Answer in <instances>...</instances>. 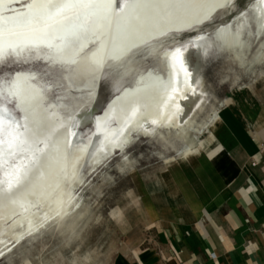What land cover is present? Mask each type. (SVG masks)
Returning a JSON list of instances; mask_svg holds the SVG:
<instances>
[{"label":"bare ground","instance_id":"6f19581e","mask_svg":"<svg viewBox=\"0 0 264 264\" xmlns=\"http://www.w3.org/2000/svg\"><path fill=\"white\" fill-rule=\"evenodd\" d=\"M105 1L0 0V47L4 51L0 58L20 60L36 51L52 57L56 65L65 61L61 71L14 68L0 86L4 101L0 104L13 106L24 125L20 131L31 145L19 154L15 148L10 154L5 145L0 161V258L45 230H74L77 218L87 209L81 201L89 178L117 153L123 162L131 160L127 149L137 137L166 147L186 140L189 128L205 110L207 93L197 75L199 61L193 67L187 65L189 76L180 72L173 79L169 48L182 46L188 34L194 33L190 42L204 46L194 50L198 59L207 38L229 63L249 66L263 47L264 4L260 0L239 9L238 0H188L183 6L169 0H123L122 9L118 0ZM87 6L85 13L96 17V40L82 35L83 16L67 19ZM220 11L232 14L213 23ZM211 23L214 28L206 29ZM45 30L51 32L39 34ZM128 31L132 35L124 36ZM164 31L169 33L167 38L145 45ZM26 62L35 61L29 57ZM125 64L131 81L117 86L109 108L93 113L103 76ZM45 86L67 101L49 100ZM78 119L80 123L74 126ZM88 126L91 130L83 134ZM199 147L195 144L187 152L176 153L187 156Z\"/></svg>","mask_w":264,"mask_h":264},{"label":"crops","instance_id":"0c3cea01","mask_svg":"<svg viewBox=\"0 0 264 264\" xmlns=\"http://www.w3.org/2000/svg\"><path fill=\"white\" fill-rule=\"evenodd\" d=\"M202 141L137 174L153 233L113 264H264V65L225 93Z\"/></svg>","mask_w":264,"mask_h":264},{"label":"rangeland","instance_id":"374dc122","mask_svg":"<svg viewBox=\"0 0 264 264\" xmlns=\"http://www.w3.org/2000/svg\"><path fill=\"white\" fill-rule=\"evenodd\" d=\"M122 1L119 0L120 3ZM251 1L238 0L236 8H243ZM88 9L87 6L76 12V17L72 18V15L67 19L74 21L78 20L79 16H83L80 24L83 27L82 35L87 40H96L98 37L96 17L91 12L85 13ZM231 14L232 12L220 11L213 23L226 20ZM213 23L206 29L212 30ZM50 32L45 30L39 34L46 35ZM193 34H188L182 46L191 43L190 36ZM31 54L32 56L26 55L16 61L26 62L29 57H33L35 62H26L24 67L58 71L63 68L65 61H59L56 65L52 57L36 54V51ZM195 54L194 50L189 49L185 56L192 57L189 62L190 67L199 61L197 75L205 86L207 101L205 110L197 116L195 126L189 128L186 140H176L174 147H166L157 141L137 137L127 149L131 160L123 162L120 153H117L89 178L88 184L83 187L81 201L87 209L77 218L74 230L66 227L61 231L59 228L54 231L51 228L52 230L48 229L41 234L30 236L12 252L1 257L0 264H113L119 255L129 253L136 245L152 236L153 230L137 187V174L146 168H154L178 157L177 153L187 152L195 144H200L202 147V139L206 137L208 126L222 104L225 93L231 88L248 83L264 65V43L256 62L249 66L229 63L225 60L224 53L211 45L207 38L200 58L198 59ZM153 61L158 63L156 59ZM14 62V58H0V86L9 80V73L15 68ZM127 66L125 64L124 67L113 68L107 77L102 78L96 103L97 112L115 93L117 86L131 81L129 75H126ZM230 67L236 68V72ZM71 73L72 71H69L66 74L69 82H71ZM84 80L85 76H82L80 81ZM1 92L2 90H0V103H3ZM44 93L49 100L67 101L63 95L53 94L48 86H45ZM8 107L13 108L11 104ZM90 130L91 126H88L82 129V132L86 134Z\"/></svg>","mask_w":264,"mask_h":264},{"label":"snow or ice","instance_id":"6c2138e0","mask_svg":"<svg viewBox=\"0 0 264 264\" xmlns=\"http://www.w3.org/2000/svg\"><path fill=\"white\" fill-rule=\"evenodd\" d=\"M47 3H52L53 0H46ZM169 2L174 3L178 6H183L188 0H169ZM261 4H264V0H260ZM118 8H123V3H120L118 0L117 4ZM169 36L167 31L161 32L159 35L154 36L149 41H145V45H149L151 43H159L165 38ZM201 39H203L201 37ZM204 46L197 44L196 42H191L189 44H185L180 47L169 48L168 50L171 52L170 60H171V68L173 79H175L180 72H183L186 76H189L190 73L188 71L187 65L191 61L192 57H186L185 53L189 51V49L199 51ZM4 55L3 48L0 47V57ZM173 92L177 91L176 88L172 89ZM102 110V109H101ZM87 111V110H86ZM86 118V117H85ZM92 119L95 120V114H93ZM80 120L78 119L74 126L78 125ZM99 127V124H96ZM24 125L20 123L19 117L14 113V111L0 104V161L3 160V151L5 145L8 146L11 154V149L15 148L17 154L28 151L31 147L29 141L26 137L23 136V133L20 129H23ZM75 135V133H73ZM2 166V164H0ZM15 167V165H13Z\"/></svg>","mask_w":264,"mask_h":264},{"label":"water","instance_id":"95a60500","mask_svg":"<svg viewBox=\"0 0 264 264\" xmlns=\"http://www.w3.org/2000/svg\"><path fill=\"white\" fill-rule=\"evenodd\" d=\"M113 1L114 0H106L105 2H107V4H112L113 3ZM215 11H213L212 12V14L214 13ZM212 14H211V16H212ZM128 33L130 34V31H128V32H126L125 33V35L124 36H126V35H128ZM130 35H132V32H131V34ZM18 56V55H17ZM18 57H22V56H18ZM26 64V62L25 61H23L22 60V62H17L16 60H15V62L13 63V65L15 66V68H19V67H21V66H24ZM97 73V71L95 70L92 74H91V78L92 77H94V75ZM103 77H107V76H103ZM100 78H101V75H99V77H98V82H99V80H100ZM110 99V98H109ZM108 99V100H109ZM106 101L105 103H104V105L101 107V109L99 110V112H104L107 108H109V106L111 105V103L113 102V100H111V101ZM96 103H97V100H96ZM96 103L94 104V108H93V113H96L97 111H96Z\"/></svg>","mask_w":264,"mask_h":264},{"label":"built area","instance_id":"2783aa9c","mask_svg":"<svg viewBox=\"0 0 264 264\" xmlns=\"http://www.w3.org/2000/svg\"><path fill=\"white\" fill-rule=\"evenodd\" d=\"M212 257L215 258L214 254H212Z\"/></svg>","mask_w":264,"mask_h":264}]
</instances>
